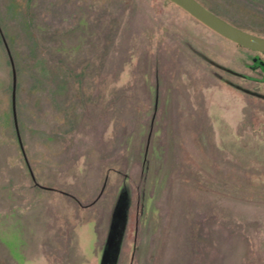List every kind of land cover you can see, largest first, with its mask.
<instances>
[{
    "label": "rangeland",
    "instance_id": "obj_1",
    "mask_svg": "<svg viewBox=\"0 0 264 264\" xmlns=\"http://www.w3.org/2000/svg\"><path fill=\"white\" fill-rule=\"evenodd\" d=\"M256 60L169 0H0V264H264Z\"/></svg>",
    "mask_w": 264,
    "mask_h": 264
},
{
    "label": "water",
    "instance_id": "obj_2",
    "mask_svg": "<svg viewBox=\"0 0 264 264\" xmlns=\"http://www.w3.org/2000/svg\"><path fill=\"white\" fill-rule=\"evenodd\" d=\"M180 6L192 17L201 21L205 26L218 32L221 36L236 42L238 45L264 52V36L244 30L211 11L198 0H169Z\"/></svg>",
    "mask_w": 264,
    "mask_h": 264
},
{
    "label": "trees",
    "instance_id": "obj_3",
    "mask_svg": "<svg viewBox=\"0 0 264 264\" xmlns=\"http://www.w3.org/2000/svg\"><path fill=\"white\" fill-rule=\"evenodd\" d=\"M205 7L210 9L211 11L220 15V18L237 25L238 27L253 32L255 35L264 36V0H253L255 2L247 1V0H198ZM251 2V3H250ZM255 3L257 6H252L251 4ZM251 13L250 15L260 14L262 15V23H250L249 19L244 16ZM249 17V15H248ZM263 24V25H262ZM254 50V49H253ZM255 51V50H254ZM258 52V51H257ZM264 54V52H260ZM257 67H260L261 70L264 71V63L256 60ZM59 75V74H58ZM70 75V74H69ZM60 77V76H59ZM73 77L65 75V83L68 85V91L70 86L73 87ZM75 94L74 92H72ZM73 96V95H72Z\"/></svg>",
    "mask_w": 264,
    "mask_h": 264
}]
</instances>
